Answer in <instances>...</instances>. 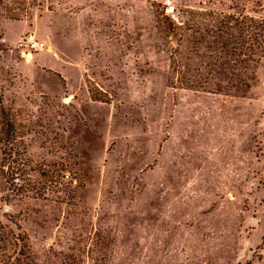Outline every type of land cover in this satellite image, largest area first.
I'll list each match as a JSON object with an SVG mask.
<instances>
[{
  "label": "rangeland",
  "instance_id": "374dc122",
  "mask_svg": "<svg viewBox=\"0 0 264 264\" xmlns=\"http://www.w3.org/2000/svg\"><path fill=\"white\" fill-rule=\"evenodd\" d=\"M15 1L0 264H264V58L245 95L187 79L264 0Z\"/></svg>",
  "mask_w": 264,
  "mask_h": 264
},
{
  "label": "trees",
  "instance_id": "16d2710c",
  "mask_svg": "<svg viewBox=\"0 0 264 264\" xmlns=\"http://www.w3.org/2000/svg\"><path fill=\"white\" fill-rule=\"evenodd\" d=\"M15 2L22 12L20 4L24 0ZM29 5L32 7L35 4L30 2ZM0 15L10 16L13 19L21 17L10 10L5 13L0 12ZM209 32L213 40L207 45L209 54L206 56V64L193 69L199 78L190 77L188 74L187 79H201L202 75H205L202 79H208L209 75H214L213 79H227L224 87L221 84H215L218 92L226 89L245 95L251 86L246 79L256 78V68L264 58V19L230 15L221 19L219 24ZM185 73H188V70ZM195 82L187 83L186 86L191 89L210 91L208 81ZM13 133L11 118L6 113L0 96V143L10 142Z\"/></svg>",
  "mask_w": 264,
  "mask_h": 264
}]
</instances>
